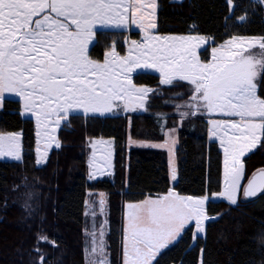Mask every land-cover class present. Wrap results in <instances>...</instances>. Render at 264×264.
Wrapping results in <instances>:
<instances>
[{"label": "snow or ice", "instance_id": "1", "mask_svg": "<svg viewBox=\"0 0 264 264\" xmlns=\"http://www.w3.org/2000/svg\"><path fill=\"white\" fill-rule=\"evenodd\" d=\"M157 7L158 0H0V107L5 94H15L24 112L35 118L40 165L53 146L60 147L56 133L62 123L70 126V116L146 111L155 90L138 87L132 77L151 69L159 73L162 85L188 87L189 99L177 105L181 120L208 117L211 137L223 150V190L217 195L236 205L241 195L264 194V169L246 179L244 163L264 145V36H233L213 47L205 62L199 52L205 37L156 33ZM132 25L142 30L143 38L128 41L126 55L112 45L102 61L91 57L89 48L98 31ZM174 131L166 133L172 144ZM112 145L104 139L90 142V180L110 174ZM21 153L22 133L0 134V157L20 161ZM171 178L176 179L174 166ZM96 195L90 213L93 227L87 233L88 264H110L107 221L95 224L97 215L104 217L107 201L104 193ZM208 200L207 195L170 191L128 203L123 264H154L189 226L193 238L199 237L209 219Z\"/></svg>", "mask_w": 264, "mask_h": 264}, {"label": "trees", "instance_id": "2", "mask_svg": "<svg viewBox=\"0 0 264 264\" xmlns=\"http://www.w3.org/2000/svg\"><path fill=\"white\" fill-rule=\"evenodd\" d=\"M241 16L246 20L241 21ZM156 23L158 34L204 35L218 45L232 36H264V3L158 0ZM128 37L136 39L139 32L98 31L89 48L91 57L102 61L112 45L123 53ZM133 79L155 90L149 95L146 111L70 116V126L62 123L58 131L60 147L51 149L41 166L35 162L33 120L21 116L18 99L3 100L0 132L22 133V159L0 160V264H84L88 191H103L107 196L109 261L121 264L124 203L164 194L170 186L165 151L146 146L127 149V137L150 139L157 128L154 118L175 116L177 105L189 99L186 85H162L156 73L137 72ZM177 135L175 192L200 196L218 191V142L186 129L178 130ZM93 137L112 139L113 173L88 181V140ZM244 163L246 179L263 169L264 145L248 154ZM206 212L209 219L203 236L194 239L189 226L154 264H264V194L241 197L236 205L209 200Z\"/></svg>", "mask_w": 264, "mask_h": 264}, {"label": "rangeland", "instance_id": "3", "mask_svg": "<svg viewBox=\"0 0 264 264\" xmlns=\"http://www.w3.org/2000/svg\"><path fill=\"white\" fill-rule=\"evenodd\" d=\"M177 1H181V0H177ZM155 22H156V18H155ZM128 31H140V35L143 38L142 30L137 28L135 25H132V28L130 30H128ZM160 35L187 36V35H195V34H171V33H168V34H160ZM196 36H203V37H205L207 39V43L204 44L199 49L201 59L204 60L205 62H207V61H209L211 59V52H212V48L213 47H219L220 45L225 44V42L228 41L231 38V37L228 38L227 40H225L221 44L213 45L211 38H209L207 36H204V35H196ZM246 37H259V36H246ZM130 40L140 41L142 39H140V38L139 39L138 38L133 39V38H129L128 37L125 40V42H124L125 43L124 44L125 45V49H124L123 53H120L121 55H126L127 54V48L129 47L128 41H130ZM205 48L208 49L207 53L204 52ZM108 50H106V52L104 53L103 59H104V57H105V55H106ZM137 72H153V73H156L159 76V78H160L159 73H157V72H155L154 70H151V69L138 70ZM133 74H135V73H133ZM133 82H134V79H133ZM136 85L138 87H148V86L140 85V84H136ZM148 88H150V87H148ZM6 98L18 99L20 101V114H21V116L25 117V118H31L33 120V123H34V136H35V142H34L35 162H36L37 166L43 165L44 163H42L40 165L37 164V159L39 158V154L36 152V148L39 145L37 144L38 137L36 136V132L38 131V128H37V124H36L35 118L31 114H26L24 112L22 101L15 94H11V93L5 94V99ZM183 103H185V102H183ZM183 103H181L180 105H182ZM143 111H145V110L138 109L135 112H143ZM126 113H133V112H125L123 109H118L115 113H110V114H105V115H116V114H126ZM175 113H176V115L172 116V117L168 116V115H159V116H156L154 118V121L157 124V128H156L155 132L153 133V135H152V137L150 139H148V140H136V139H132L129 136L127 137V140H126L127 149H129L131 147H135V146H140L141 147L142 144H165L166 145L165 147H159V148L158 147H154V148L162 149L166 153V162H167V170H168V177H169V180H170V186H169L167 192L164 193V194H161V195H158V196H146L145 198H148V197L157 198V197L166 195L170 191H174L175 192V190L173 188V184L175 183L176 179L173 180L171 178V174H172V167L174 166L175 169H176V152H175V149H176L177 142H178V135H177L178 130L186 129L189 132H197V133H200V134L205 133L208 136V138L213 139L211 137V134H210V131H209V124L207 122L208 121V117L203 116V118H205L203 121L195 118L194 116L190 117L188 119L181 120V117H180L177 109H176ZM97 115H99V114H97ZM105 115H99V116H105ZM173 129H175V131L173 132V137L175 139V144H172L170 142V140H169L168 135H166L167 132H171ZM58 131H59V129L57 130V133H56L57 137H58ZM12 132L21 133L20 131H10V132H0V134L12 133ZM98 139H104V140H111L112 141L111 138H106V137H93V138H90L88 140V149H89L88 156H87V180L88 181H93V180L89 179V172H90L89 159H90V155H91V152H92V149H91V147L89 145H90V142L98 140ZM213 140H215V139H213ZM58 142H59V139H58ZM41 143H42V141H41ZM218 144H219V142H218ZM53 148H56V147L53 146L51 149H53ZM170 149H171V151H170ZM112 150H113V154H114L113 145H112ZM48 153H47V155H48ZM113 154H112V157H111V168L108 169V172L110 174L101 175L98 178H102V177H105V176L110 177L112 175V173H113ZM21 155H22V153H21ZM98 155H99V153H98ZM46 158H47V156H46ZM0 160H2V161H17L15 159L11 158V157H0ZM176 177H177V175H176ZM220 181H221V185H220V188H219L218 191L212 192L210 194H205V195H207L209 197V200H212V201L213 200L214 201L215 200H225V201H227L226 198L219 197L217 195L218 193H220L223 190V150L222 149H221V175H220ZM99 193H104V192L103 191H97V192L88 191L87 195H86V198L84 200V205H85V208H84V217H85V227H84V233H85V238H84V264H88V262H89V251H88V249H89L90 240H89V236H88L87 233L89 231H91V229L93 227V218L90 215V213L93 211V201H95V200H97L99 198L96 194H99ZM205 195H200V196H198V195H181V196L203 197ZM241 197L243 198V196L241 195L240 197H238V199L241 198ZM145 198H143L142 200H144ZM105 199L107 201L106 194H105ZM142 200H139V201H136V202H140ZM208 201L206 202L205 208L207 207ZM136 202H126L123 205V211H122L123 221H122V242H121V264H123V239H124V230H125V227H126V214H127L126 205L128 203H136ZM101 219H106V221H107V225H106V241H107V233H108V206H107V203H106V207H105L104 217L102 218L101 216L97 215L96 218H95V224H96L97 227H99ZM205 223H206V221H205ZM193 231H194V228H193ZM203 234L204 233L200 234V236H203ZM172 244H170V245H172ZM107 245H108V241H107ZM163 250H165V249H163ZM107 252H108V258H109L108 247H107Z\"/></svg>", "mask_w": 264, "mask_h": 264}, {"label": "crops", "instance_id": "4", "mask_svg": "<svg viewBox=\"0 0 264 264\" xmlns=\"http://www.w3.org/2000/svg\"><path fill=\"white\" fill-rule=\"evenodd\" d=\"M132 28V26L129 28V29H111V28H108V29H101V30H130ZM139 32V37H138V39L140 38V39H142V37H141V35H140V31H138ZM205 134V133H204Z\"/></svg>", "mask_w": 264, "mask_h": 264}, {"label": "water", "instance_id": "5", "mask_svg": "<svg viewBox=\"0 0 264 264\" xmlns=\"http://www.w3.org/2000/svg\"><path fill=\"white\" fill-rule=\"evenodd\" d=\"M263 169H264V168H263ZM259 170H260V169H259ZM259 170H257V171H259ZM257 171H255V172H257ZM255 172H254V173H255ZM254 173H253V174H254ZM250 177H251V176H250ZM250 177H249V178H250ZM252 198H253V197H252ZM248 199H250V198H248Z\"/></svg>", "mask_w": 264, "mask_h": 264}]
</instances>
